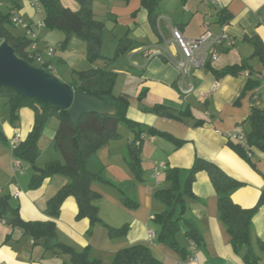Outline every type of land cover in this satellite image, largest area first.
Masks as SVG:
<instances>
[{"label":"crops","instance_id":"0c3cea01","mask_svg":"<svg viewBox=\"0 0 264 264\" xmlns=\"http://www.w3.org/2000/svg\"><path fill=\"white\" fill-rule=\"evenodd\" d=\"M15 1L14 6L11 0H0V13L9 11L12 16L16 12L21 24L27 25L23 27L21 24H13L10 29L14 34L27 36V29L35 33L37 51L50 66L53 75L66 79L70 84L75 71L105 65L102 59L93 63L88 61L86 44L81 39L70 36L64 41L65 35L61 30L42 25V10L32 4L31 0ZM59 1L71 9L78 7L76 0ZM91 4L94 16L104 23L102 40L104 30L110 27L109 30L116 28L120 34L114 35L116 44L125 34L134 42V47L108 65V68L116 73L113 93L129 96L126 116L139 126L133 129L126 126L125 135L110 139L89 160V166L94 170L100 169L102 176L111 182L91 183V187L100 193L96 203L102 222L114 227L127 223L128 230L123 236H110L102 223L91 226L86 217L77 219L76 200L68 196L61 204L58 217L54 219L57 238L77 251L87 247L89 259H99L102 264H111L118 249L137 242L148 245L161 264H180L184 260L180 254L158 240L160 227L154 221V216L163 211L165 205L154 193L166 186L164 174L167 169L178 168L179 180L180 177L185 180L195 157H200L215 163L242 183L231 193L235 203L242 207L253 206L259 194L264 192V152L252 148L248 159L243 158L228 144L226 134L249 128L247 118L251 107H264V87L260 77L258 87L248 90L237 99L249 77L247 71L217 78L208 66H203L191 68L193 90L188 94L182 93L189 81L181 78L172 61L178 60L180 56L171 39L170 29L179 28L188 39L199 38L206 32L231 35L234 44L230 47H216L217 58L209 62L210 66L221 69L240 63L251 55L253 47L244 36L257 35L264 45V0H160L155 28L151 26L140 0H91ZM221 10L229 17L222 19ZM102 40L100 51L107 56ZM47 46L54 47L52 55L46 53ZM158 50L160 53H155ZM248 65L264 75V62L261 63L257 57H251ZM136 96L140 102L134 103L132 99ZM157 104L169 107L174 115L185 110L190 114L181 113V117L165 116L152 111ZM18 114L19 118L15 122L10 121L6 97L0 95V130L5 137V140L0 139V195L9 196L10 203L18 206L19 215L24 220L52 219L46 209L47 200L67 182V178L53 174L38 187H29L34 170L30 164L13 156L8 140L16 131L20 132L21 138L26 137L34 122V111L24 106ZM200 120L202 122L197 123ZM47 123L38 141L40 154L35 161L38 167L52 160H62L53 147L59 120L54 125ZM146 126H155L182 140L175 145L172 140L158 135L140 134L141 163H144L145 169L147 166L152 168L154 162L162 165L159 168H163L164 174L160 176L159 173L158 182L151 177L152 171L146 173L143 169L141 178L135 177L129 163L127 144L137 131ZM45 134L51 140L55 152L39 163L43 155L40 143ZM16 160L22 165L21 172L13 168ZM106 186L112 187L113 191L107 190ZM123 192L134 198L136 207L129 209L121 204ZM192 192L193 197L185 198L184 216L196 229L199 244L195 251L196 260L190 264H246L229 242V236L219 218L217 195L206 171L201 170L195 174ZM184 229L185 225L181 223L180 230L183 233ZM148 230L154 231L153 237H148ZM183 236L185 242L179 244L188 250L191 240ZM259 241L263 242L262 248L259 247ZM251 247L259 257L258 264H264L263 207L252 217ZM0 264L74 263L68 254L45 249L41 240L34 241L2 219Z\"/></svg>","mask_w":264,"mask_h":264},{"label":"trees","instance_id":"16d2710c","mask_svg":"<svg viewBox=\"0 0 264 264\" xmlns=\"http://www.w3.org/2000/svg\"><path fill=\"white\" fill-rule=\"evenodd\" d=\"M11 1L15 6L16 1ZM76 1L78 7L71 9L63 6L59 0H38L43 13L42 22L49 28L61 30L65 35L64 41L70 36H75L84 41L88 61L93 63L102 59L105 62L102 67L75 71V77L70 82V86L74 91H84L90 95H95L101 101L114 105L116 110L112 114L84 113L79 117L76 126H73L66 109L23 96L11 87L0 86V95L6 97L10 121L15 122L19 118L18 113L21 107L27 106L34 111V122L31 130L11 150L16 159L27 162L34 170L29 187H38L45 178L53 174H61L67 178V182L47 200L46 209L52 219L24 220L19 215L18 206L12 205L9 196L3 194L0 195V220L4 219L11 227H17L23 235L32 238L34 241L41 240L45 249H50L58 254H68L74 264H102L99 259H89L87 247L77 251L72 246L59 241L54 219L58 217L61 204L66 197L73 196L77 203V219L86 217L91 226L102 223L106 226L110 236H123L128 230L127 223L114 227L102 222L96 203L100 193L91 187V183L93 181L111 182L102 176L100 169L94 170L91 168L89 160L101 146L110 139L119 136L117 125L120 121L132 129L139 126L138 123L126 116L129 96L125 93L117 95L113 93L116 73L108 68V65L131 50L134 47V42L125 34L118 39L113 55H103L100 51L104 28L103 21L94 16L91 0ZM159 2L160 0H140L141 6L147 11L149 22L154 28ZM221 11L222 19L229 17L223 10ZM13 24L11 12L0 13V43L6 41L14 48L18 57L34 64L31 58L33 51L29 48L32 40L27 36L14 34L10 29ZM244 39L251 43L253 51L242 62L233 63L221 69L210 66L209 62L204 65L208 66L217 78L227 74L238 75L244 70L247 71L249 77L237 99L246 94L248 90L258 87L260 83L261 73L252 70L248 65V60L251 57H257L261 63L264 62V45L261 38L257 35H246ZM34 65L50 72V69L46 67V63ZM152 111L173 117L190 114L185 110L180 112L179 115L182 113L181 116L174 115L173 112L169 111V107L163 104L153 106ZM51 116H57L59 120L53 138V147L61 155L62 160H52L43 167H38L35 165V161L40 154L38 141L46 122ZM247 119L249 128L240 132L244 134L249 151L251 152L252 148H257L264 152V107H251ZM201 122V120L197 121V123ZM141 133L170 139L175 145L182 141L155 126H146L137 131L127 144L129 163L137 178H141L142 171ZM0 139L5 140L1 130ZM228 144L243 158L248 159L247 150L240 143L228 138ZM201 170L207 172L215 189L219 218L229 236V242L233 250L241 255L246 264H258L259 257L251 247V223L255 212L260 207L264 208V192L259 194L253 206H240L231 199V193L242 183L225 173L215 163L200 157H195L182 184L179 180L178 168L171 167L165 171L164 182L166 186L159 188L154 193L156 198L165 205V209L154 216V221L160 227L158 240L176 250L181 258L185 259L189 250L181 246L177 240V233L180 231L181 223H183L185 225L184 235L193 241L196 246L199 244L196 229L183 216L186 211L185 198L194 196L192 183L195 174ZM120 202L129 209L137 206L134 198L124 192L120 197ZM258 243L259 247L262 248L263 242L259 241ZM111 264H161V261L152 254L148 245L137 242L118 249Z\"/></svg>","mask_w":264,"mask_h":264},{"label":"water","instance_id":"95a60500","mask_svg":"<svg viewBox=\"0 0 264 264\" xmlns=\"http://www.w3.org/2000/svg\"><path fill=\"white\" fill-rule=\"evenodd\" d=\"M0 86L66 109L73 126L84 113L112 114L116 110L114 105L84 91H74L70 84L61 82L44 68L18 57L6 41L0 43Z\"/></svg>","mask_w":264,"mask_h":264},{"label":"built area","instance_id":"2783aa9c","mask_svg":"<svg viewBox=\"0 0 264 264\" xmlns=\"http://www.w3.org/2000/svg\"><path fill=\"white\" fill-rule=\"evenodd\" d=\"M32 4H34L38 9H40V4L38 0H31ZM11 19L13 23L21 24L20 16L13 12ZM22 25V24H21ZM42 25L44 23L42 22ZM23 27H27L26 24L22 25ZM207 26V23H205ZM171 39L173 43L176 45L179 51V59L174 61L175 67L177 68L180 76L182 79H187L189 81V85L187 88L182 89V93L188 94L193 90V84L191 82V68H199L203 67L207 62L214 61L217 58V50L216 47H230L234 44L235 40L231 35L226 33L221 34H212L210 32L204 33L202 36L196 39H188L184 37L182 32L179 28L173 27L170 29ZM27 36L32 40L30 44V49L33 51L31 54V58L33 61L37 62L39 65L45 64V61L41 54L37 51L36 44L34 43L35 33L31 29H27ZM46 53L48 55H52L54 53V47L47 46ZM155 53H160V51H156ZM46 67L50 69V66L46 64ZM263 87H264V75H260ZM182 84V83H181ZM228 138L237 141L242 145L246 150L247 154L250 155L249 148L247 146L246 139L242 132H229L226 134ZM21 140L20 132L16 131L14 134L9 138L8 145L12 150L15 148ZM162 166L157 162H154L153 170L151 177L157 181L159 176L158 168ZM14 170L22 171L21 163L16 160L13 164ZM158 182V181H157ZM154 236L153 230H148V237L151 238ZM189 253L187 254L186 258L180 264H190L191 262L196 260L195 251H196V244L193 241H190L189 246Z\"/></svg>","mask_w":264,"mask_h":264},{"label":"rangeland","instance_id":"374dc122","mask_svg":"<svg viewBox=\"0 0 264 264\" xmlns=\"http://www.w3.org/2000/svg\"><path fill=\"white\" fill-rule=\"evenodd\" d=\"M11 28V27H10ZM110 27H106V29L104 30V37H103V40H102V44H104V51H106V54L107 56H111L113 55L114 53V49H115V45H116V41H115V38H114V35H120L118 34L117 32V29L114 28V30H109ZM34 64H37L39 65L37 62L33 61ZM57 77V76H56ZM120 77V76H119ZM61 82H64V83H67L66 82L67 80L66 79H61V78H58ZM132 87H134V83L132 85ZM132 89V88H131ZM132 101H134V103H137V102H140V98H138L137 96L135 98L132 99ZM2 105V104H1ZM58 121L57 117L53 116L52 118H50V120H48V124H53L54 123L56 124ZM117 131L119 132V135L117 138H121L122 135H125L124 132L127 131V127L126 125L120 121L117 125ZM40 147L43 149V155H42V158L38 161L39 163L41 161H43L44 159H47L48 156L50 155H53L54 154V150L52 148V144H51V140H49L48 136L45 134L43 135V138H42V141L40 143ZM52 157V156H51ZM143 162V161H142ZM26 168H28V166L25 164L24 165ZM152 166V165H151ZM23 167V168H25ZM141 168L144 170V172L148 173L149 171L151 172L152 169H153V166L152 168L150 166H147V169H145V165L144 163H141ZM160 170V176H162L164 174V171H163V168H159ZM149 172V173H150ZM184 179V178H183ZM184 180H182V178L180 177V182L182 183ZM107 190H110V191H113V188L112 187H108L106 186ZM109 188V189H108ZM99 216H100V212H99ZM101 217V216H100ZM185 217V216H183ZM184 233H183V230H180L178 233H177V238H178V241L179 243L183 244L185 242L184 240Z\"/></svg>","mask_w":264,"mask_h":264}]
</instances>
